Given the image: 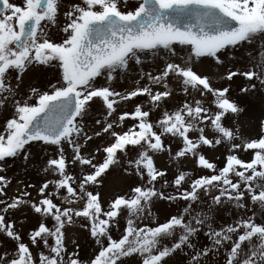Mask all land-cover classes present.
Here are the masks:
<instances>
[{
  "label": "snow or ice",
  "instance_id": "obj_1",
  "mask_svg": "<svg viewBox=\"0 0 264 264\" xmlns=\"http://www.w3.org/2000/svg\"><path fill=\"white\" fill-rule=\"evenodd\" d=\"M0 264H264V0H0Z\"/></svg>",
  "mask_w": 264,
  "mask_h": 264
},
{
  "label": "rangeland",
  "instance_id": "obj_2",
  "mask_svg": "<svg viewBox=\"0 0 264 264\" xmlns=\"http://www.w3.org/2000/svg\"><path fill=\"white\" fill-rule=\"evenodd\" d=\"M155 211V210H154ZM172 211H175V208L172 209ZM231 217L226 215L223 211L218 215L217 218V224L224 222V221H230ZM91 249H86V252H90Z\"/></svg>",
  "mask_w": 264,
  "mask_h": 264
}]
</instances>
